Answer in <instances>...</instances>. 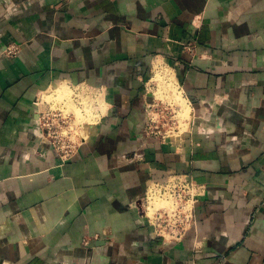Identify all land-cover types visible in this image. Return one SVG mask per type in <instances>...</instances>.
Segmentation results:
<instances>
[{
  "label": "crops",
  "instance_id": "crops-1",
  "mask_svg": "<svg viewBox=\"0 0 264 264\" xmlns=\"http://www.w3.org/2000/svg\"><path fill=\"white\" fill-rule=\"evenodd\" d=\"M162 66L194 121L174 146L145 132ZM84 86L106 111L63 161L34 103ZM175 174L208 194L170 246L143 197ZM0 264H264V0H0Z\"/></svg>",
  "mask_w": 264,
  "mask_h": 264
},
{
  "label": "built area",
  "instance_id": "built-area-1",
  "mask_svg": "<svg viewBox=\"0 0 264 264\" xmlns=\"http://www.w3.org/2000/svg\"><path fill=\"white\" fill-rule=\"evenodd\" d=\"M13 53L12 47L8 54ZM175 86L181 95L177 82ZM71 90L75 92L72 98L79 105L80 110H83L82 116L88 114L85 107H82L84 104L80 102L81 97L92 99L94 108L91 113L98 120L100 117L96 112L101 113L98 102L101 91L89 86ZM50 92L40 93L34 103V136L39 143L53 149L63 161H68L75 155L80 143L86 139L80 132V129L85 130L86 125L76 123V114L70 111L65 100L49 101ZM54 95L57 99L58 95ZM154 107L159 110L157 115L166 119V122L161 123L153 114L146 123V137L154 138L162 145L174 146L187 133L182 130V121L176 114L182 110L173 109L169 104L168 107H163L158 102L152 104V108ZM192 124L194 121L190 120V125ZM207 194V186L196 183L190 176L184 174L172 175L165 182H150L143 197L142 223L148 225L156 240H161L170 246L186 244L196 230V208Z\"/></svg>",
  "mask_w": 264,
  "mask_h": 264
},
{
  "label": "rangeland",
  "instance_id": "rangeland-1",
  "mask_svg": "<svg viewBox=\"0 0 264 264\" xmlns=\"http://www.w3.org/2000/svg\"><path fill=\"white\" fill-rule=\"evenodd\" d=\"M159 69L161 70V68L155 69V72L152 74V76H151L152 82L149 86L151 94L153 95V104H154V102H158V103H161V106H163V107L164 106L168 107V104H169L171 106V108L173 106V109L179 108V110L181 111L182 108L180 107V102L177 101L176 96H175V91H174V86L176 83L174 74L172 73V71L169 68L163 67V66H162V70H161L162 72L160 74H158V72L160 71ZM169 83H171V84H169ZM175 88L177 89L176 86H175ZM63 90H64V92H62V91L61 92L51 91L48 95L49 96L48 100L49 101L65 100L70 107V111H74L73 113L76 114V123L77 124L83 123L82 125L83 126L86 125L85 129L88 131H90V129H94V130L97 129V126H98V122L96 121L97 119L91 113V112H93V108H94L92 99L81 97L82 99L80 102L83 103L84 105H86V106L83 105L82 107H85V111L88 114V116H82L83 110H80L79 105H77L75 100L72 98V96L75 95V92L73 90H71L70 88L63 89ZM54 94L58 95L56 97L57 99H55ZM80 95L85 96L83 94H80ZM179 96L181 99H183L182 96L180 95V93H179ZM98 102H99V107H100L101 112H105L106 108H105V102H104L102 93H101V96H100ZM174 106H176V107H174ZM158 111L159 110H157L155 107L152 108V110H150V112L148 113V118L146 120V123L153 114L155 116H157V118L160 120L161 123L166 122V119H162L160 115H157ZM176 114L182 121V123H181L182 124V130H185L188 132L190 130V126H191L190 120H192L193 118L189 117L187 120L184 119L183 118V111L176 112ZM190 116H192L191 112H190ZM100 118H98V119L100 120ZM90 126H91V128H90ZM87 132H86V135L88 134ZM182 138H183V136H182Z\"/></svg>",
  "mask_w": 264,
  "mask_h": 264
},
{
  "label": "bare ground",
  "instance_id": "bare-ground-1",
  "mask_svg": "<svg viewBox=\"0 0 264 264\" xmlns=\"http://www.w3.org/2000/svg\"><path fill=\"white\" fill-rule=\"evenodd\" d=\"M161 70L158 72V74H160L162 72ZM61 91L64 92L63 89L56 90V92H61ZM174 91H175V96H176L177 101L180 102V105L183 107V109H182V111H183V118L186 119V120L189 117L191 118V116H190V110H189L188 106L186 105V103L184 102V100L180 98L179 93H178L177 89L175 88V86H174ZM90 128H91V126H90ZM93 131H94V129H90V131H88L87 133L88 134L89 133L91 134ZM85 136H87V135L85 134Z\"/></svg>",
  "mask_w": 264,
  "mask_h": 264
}]
</instances>
